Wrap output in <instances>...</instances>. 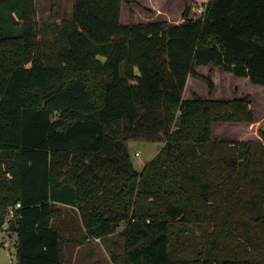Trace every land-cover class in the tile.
<instances>
[{"label":"trees","instance_id":"trees-1","mask_svg":"<svg viewBox=\"0 0 264 264\" xmlns=\"http://www.w3.org/2000/svg\"><path fill=\"white\" fill-rule=\"evenodd\" d=\"M123 1L139 3L73 0L58 37L42 40L31 0H0V229L20 203L8 227L17 264H67L78 230L82 243L122 237L115 263L264 264V131L213 137L214 122L251 123L255 111L249 94L213 97L197 70L264 85V0H209L199 17L185 0L180 23L131 24ZM190 75L210 96L184 97ZM134 138L164 142L142 170ZM181 226L212 227L211 250L174 254Z\"/></svg>","mask_w":264,"mask_h":264},{"label":"rangeland","instance_id":"rangeland-1","mask_svg":"<svg viewBox=\"0 0 264 264\" xmlns=\"http://www.w3.org/2000/svg\"><path fill=\"white\" fill-rule=\"evenodd\" d=\"M139 3L123 2L122 6V22L123 23H137L144 22L152 18V11L148 8L158 10L161 7L167 9L165 15L171 18L176 23L182 22L183 15H181L185 7L181 0H138ZM209 0H190L192 5V16L195 15V8L198 6H207ZM30 7L36 11L33 13V20H36V27L40 30V39L49 40L54 39L57 33L53 31L59 29L60 23L69 19L73 12V0H31ZM57 17H61L57 21ZM157 18H162L158 16ZM197 70L204 74H209L215 80V91L211 93L213 97H229L249 94L252 100V106L255 111L254 121L249 122H222L216 121L212 124L213 137L223 140H250L261 139V131H264V85L256 84L250 81L248 77L236 76L231 72L223 70L219 66L207 65L198 66ZM195 94L202 96H210L207 81L198 76H192L187 82V91L184 97L190 98ZM129 151L132 156L135 167L142 170L145 164L150 161L164 145L163 141H150L145 138H134L127 142ZM122 227V225H121ZM179 226H175V230ZM193 230L184 231V227H180L175 231L173 244L174 254L184 255L187 258H193L202 254L203 252L211 250L212 242L205 239V236L212 231V227L207 228L195 227ZM206 229V231H204ZM180 232L181 236H178ZM81 232L75 231L72 234H66L68 242L65 248V257L69 261L70 258L98 260L97 264H121L122 260L119 258V263L111 259V250L117 253L122 252L123 238L117 234L109 236L106 240L99 237H90L84 243L80 242ZM179 238V239H178ZM207 238V237H206ZM114 241L118 242L117 244ZM229 245V244H228ZM230 244L225 247V244L220 243L215 247L216 252H221L225 256L245 255L246 250L242 251ZM79 247V248H77ZM109 255H107L106 251ZM250 250V249H249ZM76 255L74 256V254ZM108 262V263H107ZM0 264H17V239L15 232L9 228L0 229ZM90 264V263H89Z\"/></svg>","mask_w":264,"mask_h":264},{"label":"crops","instance_id":"crops-1","mask_svg":"<svg viewBox=\"0 0 264 264\" xmlns=\"http://www.w3.org/2000/svg\"><path fill=\"white\" fill-rule=\"evenodd\" d=\"M182 1V3H183V7H184V3H185V1H183V0H181ZM124 2V1H123ZM122 6H123V3H122ZM185 8V7H184ZM151 10H152V18H149V19H147L146 21H150V20H158V19H165V20H169L170 22H172V23H176V22H174V21H172L171 20V18H169V17H167L166 15H165V13H167V9L165 8V7H161V8H159L158 10H156V9H154V8H151ZM184 11V10H183ZM121 12H122V9H121ZM183 14V12H182V8H181V15ZM158 16H161L162 18H157ZM59 19H61V17H57V21L59 20ZM121 19H122V17H121ZM122 21V20H121ZM126 23V22H125ZM129 23V22H128ZM201 66H207V65H201ZM192 77V75H190L189 77H188V80L190 79ZM215 81V80H214ZM188 82V81H187ZM216 82V81H215ZM187 91V85H186V88H185V91H184V95H185V92ZM215 91V90H214ZM213 91V92H214ZM215 98H221V97H215ZM15 237H16V239H17V233L15 232ZM77 248H79V247H77ZM106 251V253H107V250H105ZM76 255V253L74 254V256ZM107 255H108V253H107ZM108 257H109V255H108ZM98 260L96 259V260H93V259H91V260H88V259H81V260H79V259H77V256H76V258H74L73 260L70 258V260L68 261V263L67 264H97L98 262H97ZM108 263V262H107Z\"/></svg>","mask_w":264,"mask_h":264},{"label":"built area","instance_id":"built-area-1","mask_svg":"<svg viewBox=\"0 0 264 264\" xmlns=\"http://www.w3.org/2000/svg\"><path fill=\"white\" fill-rule=\"evenodd\" d=\"M206 12V7L204 8L202 5L195 8V15L194 17L202 16ZM21 204L17 203L15 206H12L8 209L7 219L3 225L4 229H7L10 224V220L15 218L17 215L16 208H18Z\"/></svg>","mask_w":264,"mask_h":264}]
</instances>
